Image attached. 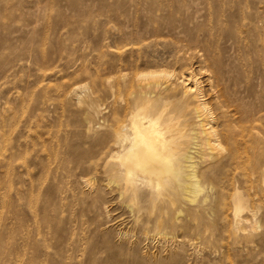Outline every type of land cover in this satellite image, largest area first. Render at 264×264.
I'll list each match as a JSON object with an SVG mask.
<instances>
[{
  "label": "rangeland",
  "instance_id": "374dc122",
  "mask_svg": "<svg viewBox=\"0 0 264 264\" xmlns=\"http://www.w3.org/2000/svg\"><path fill=\"white\" fill-rule=\"evenodd\" d=\"M212 67L222 126L239 134L259 116L250 136L264 153V0H0V264H264V156L173 211L150 210L153 192L126 190L109 167L113 133L148 111L141 74L173 73L141 90L150 102L180 96L192 71L214 108Z\"/></svg>",
  "mask_w": 264,
  "mask_h": 264
},
{
  "label": "bare ground",
  "instance_id": "6f19581e",
  "mask_svg": "<svg viewBox=\"0 0 264 264\" xmlns=\"http://www.w3.org/2000/svg\"><path fill=\"white\" fill-rule=\"evenodd\" d=\"M212 68L210 77L214 79L213 82L217 86L214 85L218 88L222 81L221 74L218 69ZM140 77L142 81L139 83L136 107H143L148 111H136L132 114L128 124H123L127 129L122 135L113 133L121 143V150L110 156L114 163L109 167L126 190L145 186L153 192L150 202L154 204L148 205L150 210L155 211L157 207L162 206L173 211L180 199L189 202L203 201L207 197L198 196L203 190L202 185L206 183L213 187L216 172L227 166L243 168L245 161L258 162L263 158L261 140L250 136L252 129H258V125L251 122L258 121L259 116L253 115V118L247 121L250 124L241 127L239 134H234L228 127L222 126L220 119L225 111L222 106L227 107L225 89L215 88L213 91L219 94L217 98L220 97L213 108L212 104L207 102L208 93H205L204 85L196 74L188 71L182 73L177 81L180 96L171 92L168 94L169 97L165 96L163 99L155 97L149 102L144 99L141 90L150 91L159 86L167 87L168 81L173 79V73L151 70ZM83 86L74 92L82 93ZM85 104L92 112L97 108L96 100H86ZM239 122L242 125L240 120ZM236 135L240 136L239 142ZM248 140L256 143V146L249 147ZM161 191L163 196L158 199L157 193ZM138 194L135 191L130 196L133 203H137ZM235 196L236 204L240 205L241 197L237 192ZM234 216L239 218L237 212ZM191 217L201 224L203 215L193 213Z\"/></svg>",
  "mask_w": 264,
  "mask_h": 264
}]
</instances>
